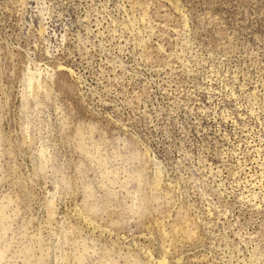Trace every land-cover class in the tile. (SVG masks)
Here are the masks:
<instances>
[{
	"label": "rangeland",
	"instance_id": "obj_1",
	"mask_svg": "<svg viewBox=\"0 0 264 264\" xmlns=\"http://www.w3.org/2000/svg\"><path fill=\"white\" fill-rule=\"evenodd\" d=\"M0 264H264V0H0Z\"/></svg>",
	"mask_w": 264,
	"mask_h": 264
}]
</instances>
